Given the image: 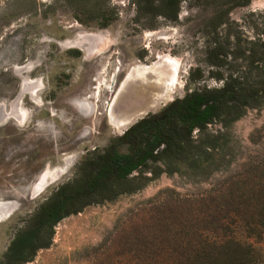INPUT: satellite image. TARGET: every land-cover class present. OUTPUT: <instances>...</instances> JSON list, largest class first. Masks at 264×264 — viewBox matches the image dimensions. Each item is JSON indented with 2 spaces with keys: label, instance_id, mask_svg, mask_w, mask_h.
Here are the masks:
<instances>
[{
  "label": "rangeland",
  "instance_id": "374dc122",
  "mask_svg": "<svg viewBox=\"0 0 264 264\" xmlns=\"http://www.w3.org/2000/svg\"><path fill=\"white\" fill-rule=\"evenodd\" d=\"M223 2L230 0H180L172 20L137 17L133 0H0V200L19 203L0 222V261L51 190L73 177L89 151L122 133L107 124L121 83L146 73L162 81L169 72L160 90L170 87L171 100L219 84L188 76L197 65L209 69L207 22ZM90 10L110 13L93 17ZM227 20L254 38L264 28V0L232 7ZM78 99L86 111L74 105ZM206 132L224 133L221 155L199 167L180 162L175 172L64 217L49 244L23 264H185L194 249L231 236L235 214L248 218V196L264 182V102L227 127L210 123L192 135ZM42 171L48 184L34 191ZM256 245L264 250V235Z\"/></svg>",
  "mask_w": 264,
  "mask_h": 264
},
{
  "label": "trees",
  "instance_id": "16d2710c",
  "mask_svg": "<svg viewBox=\"0 0 264 264\" xmlns=\"http://www.w3.org/2000/svg\"><path fill=\"white\" fill-rule=\"evenodd\" d=\"M179 1L133 0L137 17L162 15L172 20L177 17ZM250 1L218 3L207 22L213 37L203 60L209 69L197 65L188 78L192 82L214 78L219 84L196 86L159 111L139 119L121 135L111 137L102 149L89 151L73 177L54 187L37 205L15 233L0 264H23L30 260L36 249L49 244L54 226L61 219L88 205L137 190L161 172L177 171L180 162L199 167L211 162L215 154H222L227 147L224 133L206 132L194 138L192 132L203 130L210 123L227 127L247 109L264 102V28L254 38H247L239 29H232L227 20L232 7ZM227 3L231 4L225 6ZM88 13L104 17L110 11ZM223 25L226 28L220 35L218 29ZM248 202L251 214L246 219L239 212L235 214L231 236L222 234L211 247L194 249L185 256V264H264V250L256 245L264 235V182L253 186ZM241 228L244 236L238 232ZM203 236L202 243L206 244L210 235Z\"/></svg>",
  "mask_w": 264,
  "mask_h": 264
},
{
  "label": "bare ground",
  "instance_id": "6f19581e",
  "mask_svg": "<svg viewBox=\"0 0 264 264\" xmlns=\"http://www.w3.org/2000/svg\"><path fill=\"white\" fill-rule=\"evenodd\" d=\"M168 75L169 72L163 76L162 81H159L152 73L141 74L139 77H134L126 87L120 88L109 108V123L124 128L135 122L137 118L138 120L142 118L149 111L159 109L164 101L171 99L173 92L168 87L160 90L162 84L167 82ZM77 103L81 111H86L87 101L78 100ZM44 171L38 174L37 181L33 183L34 191H40L43 188L44 184L38 186V182L42 179ZM18 205L19 203L14 200L8 202L0 215V222L8 218L15 211L14 207L17 208Z\"/></svg>",
  "mask_w": 264,
  "mask_h": 264
},
{
  "label": "flooded vegetation",
  "instance_id": "af4514ba",
  "mask_svg": "<svg viewBox=\"0 0 264 264\" xmlns=\"http://www.w3.org/2000/svg\"><path fill=\"white\" fill-rule=\"evenodd\" d=\"M133 81V79H131V80H128V81H125V82H123V83H121V85L117 88V90H116V92H118L119 90H120V88H122L123 86L124 87H126L127 86V84H129V83H131ZM35 82V81H34ZM34 82H33V84H34ZM35 85V84H34ZM168 88H170V87H168ZM116 92H115V94H116ZM115 96V95H114ZM114 98V97H113ZM78 100H81V99H78ZM78 100H76V101H74V105L79 109V106H78V103H77V101ZM113 100V99H112ZM171 100V99H170ZM112 102V101H111ZM110 105H111V103L108 105V113H107V124L108 125H111V123H109V108H110ZM80 110V109H79ZM81 111V110H80ZM151 113H155V112H148L146 115H148V114H151ZM145 115V116H146ZM144 117V116H143ZM142 117V118H143ZM141 119V118H140ZM138 121V120H137ZM137 121H135V122H133V123H131L130 125H128L127 127H124V128H120L119 127V125L117 126V125H115L114 127H116V128H118L119 130H121L122 131V133L124 132V131H126L132 124H134V123H136ZM113 126V125H112ZM121 133V134H122ZM121 134H118V135H121ZM117 136V135H116ZM61 173V172H60ZM43 180V181H42ZM48 180H49V178L48 177H45V175H43V177H42V179L38 182V186L39 185H41V184H44V186L45 185H47L48 184ZM43 186V187H44Z\"/></svg>",
  "mask_w": 264,
  "mask_h": 264
},
{
  "label": "water",
  "instance_id": "95a60500",
  "mask_svg": "<svg viewBox=\"0 0 264 264\" xmlns=\"http://www.w3.org/2000/svg\"><path fill=\"white\" fill-rule=\"evenodd\" d=\"M10 201L11 200H0V215L2 214V211L6 207L7 203L10 202Z\"/></svg>",
  "mask_w": 264,
  "mask_h": 264
}]
</instances>
